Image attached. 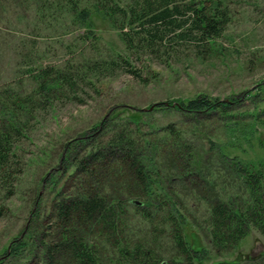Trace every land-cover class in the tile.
Returning a JSON list of instances; mask_svg holds the SVG:
<instances>
[{"label": "trees", "instance_id": "16d2710c", "mask_svg": "<svg viewBox=\"0 0 264 264\" xmlns=\"http://www.w3.org/2000/svg\"><path fill=\"white\" fill-rule=\"evenodd\" d=\"M29 1L36 3V14L41 18L62 15L60 0ZM225 1L66 0V3L73 22L86 30L85 39L98 38L94 26L95 20L100 19L102 23L112 22L130 49L154 50L160 45L174 47L184 42L193 44L201 53L216 46V39L229 21ZM112 63L104 67L96 62L93 68L101 71L115 68L112 66L115 62ZM29 74L37 82L34 94L41 97L35 107L51 102L64 85L72 90L79 82L77 73L69 66L66 69V66L37 65L29 68ZM31 97L25 100L30 102ZM262 99L264 84L258 92L228 99L199 94L170 101L169 106L188 119L181 123L151 126L152 131L146 133L142 118L148 110H141L130 114L126 121L116 120L112 115L72 140L62 160V176L68 174L67 178L72 179V191L65 194L59 189L51 206L52 217H48L49 232L37 239L39 252L35 250L37 254L27 264H107L109 261L206 264L211 258L210 250L195 247L186 231L190 216L179 196L183 192L198 197L208 206V233L214 249L236 247L253 228L264 233V160L248 163L231 156L225 146L211 139V132L200 122V119L216 118L226 125L227 132L244 137L259 122L264 125V118L242 125L237 120L239 108L247 100ZM9 101L7 96L0 95L3 120L0 173L6 184L13 173L12 144L20 137L23 126V119L17 113L23 102L9 106ZM164 105L160 103L155 108ZM261 112L264 115V108ZM257 117L259 112L254 119ZM192 136L205 140L204 148ZM130 213L146 223V229H139L142 236L126 233L125 220L130 218ZM3 214L0 205V217ZM167 234L173 249L170 252L162 250L160 241ZM29 244L25 239L14 242L11 254L20 257ZM107 253L111 256L105 259ZM4 261L0 260V264ZM219 264H264V252Z\"/></svg>", "mask_w": 264, "mask_h": 264}, {"label": "rangeland", "instance_id": "374dc122", "mask_svg": "<svg viewBox=\"0 0 264 264\" xmlns=\"http://www.w3.org/2000/svg\"><path fill=\"white\" fill-rule=\"evenodd\" d=\"M60 3L61 17L44 19L36 14L37 5L32 1L0 0V95L11 100L9 106L23 102L17 110L23 126L12 144L13 173L7 184L0 173V205L4 211L0 217V260L4 259V264H27L37 254V239L49 232L48 217L53 214L51 206L59 189L65 194L72 191V179L67 178L68 174L62 176V160L72 140L112 115L126 121L130 114L141 110H148L142 118L147 133L152 131L151 126L188 120L169 106L170 101L199 94L228 99L258 92L264 84V0H226L229 21L216 39V46L201 53L184 42L174 47L160 45L154 50L130 49L120 30L100 19L94 26L98 38L85 39L86 30L73 22L66 0ZM96 62L104 67L115 62L111 65L116 67L101 71L93 68ZM37 65L69 66L79 82L72 90L64 85L51 102L35 107L41 97L34 94L37 82L29 68ZM29 96H33L32 101L27 102ZM255 101L247 100L239 108L237 120L242 125L264 118V99ZM155 103L165 105L150 109ZM258 112L259 118L254 119ZM215 120L200 122L211 132V139L225 146L231 156L248 163L264 160V125L257 122L246 136L236 137L227 132L224 123ZM192 139L204 148L205 140L199 136ZM179 196L190 216L186 230L189 240L195 247L210 250L206 264L231 263L264 252V233L256 228L236 247L214 249L208 233V206L185 192ZM129 217L125 220L126 233L142 236L140 230L147 226L144 220L131 213ZM23 239L30 242L29 246L20 257L12 255L13 243ZM160 241L163 251L173 250L169 234L161 236Z\"/></svg>", "mask_w": 264, "mask_h": 264}, {"label": "water", "instance_id": "95a60500", "mask_svg": "<svg viewBox=\"0 0 264 264\" xmlns=\"http://www.w3.org/2000/svg\"><path fill=\"white\" fill-rule=\"evenodd\" d=\"M160 103H155L153 106H151V108L150 109H152L153 107H155V106H158Z\"/></svg>", "mask_w": 264, "mask_h": 264}]
</instances>
